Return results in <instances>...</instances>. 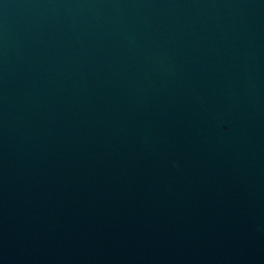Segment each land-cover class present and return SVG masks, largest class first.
Segmentation results:
<instances>
[{
  "label": "water",
  "instance_id": "water-1",
  "mask_svg": "<svg viewBox=\"0 0 264 264\" xmlns=\"http://www.w3.org/2000/svg\"><path fill=\"white\" fill-rule=\"evenodd\" d=\"M0 264H264V0H0Z\"/></svg>",
  "mask_w": 264,
  "mask_h": 264
}]
</instances>
